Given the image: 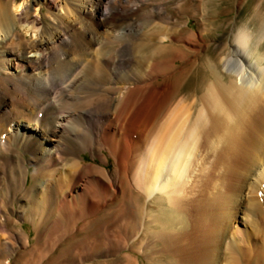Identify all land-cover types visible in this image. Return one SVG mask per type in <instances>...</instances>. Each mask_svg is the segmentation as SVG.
Wrapping results in <instances>:
<instances>
[{
  "label": "bare ground",
  "instance_id": "obj_1",
  "mask_svg": "<svg viewBox=\"0 0 264 264\" xmlns=\"http://www.w3.org/2000/svg\"><path fill=\"white\" fill-rule=\"evenodd\" d=\"M49 2L0 1V264H264V34L207 57L156 0Z\"/></svg>",
  "mask_w": 264,
  "mask_h": 264
},
{
  "label": "rangeland",
  "instance_id": "obj_2",
  "mask_svg": "<svg viewBox=\"0 0 264 264\" xmlns=\"http://www.w3.org/2000/svg\"><path fill=\"white\" fill-rule=\"evenodd\" d=\"M0 1H8L13 8V13L16 15L18 12L15 11V6L26 3L28 0H0ZM30 1V0H29ZM44 2L43 14L46 15V20L48 23L53 21V9L51 8L49 0H42ZM69 1V0H68ZM157 2L164 3L168 9V12L171 16H173V25L162 24L164 29L168 30L173 26H177V34L178 36H185L192 32L196 34H201L202 39L210 42L211 46L207 55V57L214 56L216 52L224 51L225 54L231 55L232 51L235 49V45H233V40L236 34L243 32L247 36H260L264 34V8L262 10V14H259L257 11V6L262 1L264 4V0H245L244 2L241 0H156ZM66 2V0H65ZM70 7L72 5V1L69 2ZM256 8V9H255ZM67 8H57L54 12L59 13L67 20H72L74 17V13H67ZM256 12V13H255ZM261 13V12H260ZM71 14V15H70ZM72 16V17H71ZM261 24H263V29H261ZM170 26V27H168ZM20 30L27 34V37L31 40H39L41 39V35L38 34V29L33 27L32 25H27L25 27L19 26ZM171 36H175L172 34ZM244 37V36H243ZM245 38V37H244ZM175 43V42H174ZM198 50H195L197 53ZM259 53H264V44L260 47ZM86 163L93 162L91 152H87ZM103 162L99 159L98 165ZM115 167V162L111 159V166L109 169L113 170ZM31 178L33 175L34 167L31 166ZM33 182V179L30 180V183ZM16 207L19 210V203H16ZM18 210H14L12 217L13 219H20V212ZM159 210V209H158ZM163 212V211H162ZM0 221H5V219H1ZM19 221V220H18ZM18 228L24 230L32 240V244L36 243L35 239V231L34 226L30 222L21 221L17 224ZM106 227V226H105ZM14 229H16L14 227ZM106 228L100 230L102 234L106 237L108 234L105 231ZM17 230V229H16ZM100 233V234H101ZM87 233H82L83 236ZM95 236H99V233L94 234ZM4 237V236H3ZM90 238V237H89ZM88 238V239H89ZM5 241V238H3ZM82 241V238H79ZM85 240L80 243L81 247L84 244ZM67 241L64 242L56 252H54L50 258H48L45 264H59L61 262L60 258L62 256V249L67 245ZM76 247V248H77ZM84 247V246H83ZM75 248V249H76ZM104 246H99L97 249L96 257L94 259H89L86 255L81 256L82 262L80 264H105L114 262L115 259L112 256H106L104 254ZM110 250V249H109ZM75 252V250H73ZM26 259V256L18 255L14 260V264L23 263ZM119 259V258H118ZM143 260V258H141Z\"/></svg>",
  "mask_w": 264,
  "mask_h": 264
},
{
  "label": "clouds",
  "instance_id": "obj_3",
  "mask_svg": "<svg viewBox=\"0 0 264 264\" xmlns=\"http://www.w3.org/2000/svg\"><path fill=\"white\" fill-rule=\"evenodd\" d=\"M22 6V5H21ZM20 10V8L19 7H17L16 9H15V11H19Z\"/></svg>",
  "mask_w": 264,
  "mask_h": 264
}]
</instances>
